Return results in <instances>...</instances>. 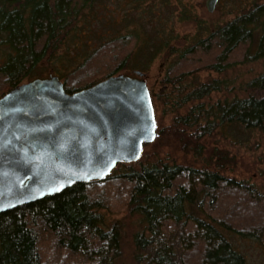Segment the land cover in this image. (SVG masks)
<instances>
[{
    "label": "trees",
    "instance_id": "16d2710c",
    "mask_svg": "<svg viewBox=\"0 0 264 264\" xmlns=\"http://www.w3.org/2000/svg\"><path fill=\"white\" fill-rule=\"evenodd\" d=\"M100 1L0 0V97L44 71L72 93L113 75L145 73L161 56L155 96L171 121L154 150L118 164L109 177L0 213V264H247L230 236L264 250V191L223 173L233 158L207 140L225 126L264 134V71L241 84L242 96L210 100L227 90L229 70L264 59V1L201 27L206 33L182 48L173 36L138 27L96 36L85 24ZM82 25L96 38L77 46ZM201 71L218 76L197 81ZM168 141L203 165L160 159L157 147ZM118 212L137 219L130 243L123 221L107 223L106 214Z\"/></svg>",
    "mask_w": 264,
    "mask_h": 264
},
{
    "label": "water",
    "instance_id": "95a60500",
    "mask_svg": "<svg viewBox=\"0 0 264 264\" xmlns=\"http://www.w3.org/2000/svg\"><path fill=\"white\" fill-rule=\"evenodd\" d=\"M217 1H205L208 12ZM144 77L117 74L68 93L49 74L0 97V213L138 161L157 136Z\"/></svg>",
    "mask_w": 264,
    "mask_h": 264
},
{
    "label": "rangeland",
    "instance_id": "374dc122",
    "mask_svg": "<svg viewBox=\"0 0 264 264\" xmlns=\"http://www.w3.org/2000/svg\"><path fill=\"white\" fill-rule=\"evenodd\" d=\"M206 0H101L93 11L88 14L86 27L90 28L96 36H108L121 34L138 27L148 36L165 39L175 37L171 43L177 48H182L192 42L194 36L204 35L206 32L201 27H212L214 24L231 19L244 7H248L253 1L264 0H218L213 12H208L205 6ZM83 26L81 39L76 41L78 46L84 39L95 41L96 37L87 36V28ZM85 28V29H84ZM92 42L91 44H93ZM4 50L0 48V63L4 59ZM165 63L161 56L155 58L150 68L145 72V80L152 97V104L157 124V136L162 135L161 129L169 125L172 115H163L164 100H158L156 94L161 88V79L164 75ZM264 71V59L245 65H238L226 74V79L231 80L227 90L213 92L210 100L219 98L242 96L241 84L251 77ZM48 71L40 76L47 77ZM130 75V73H128ZM131 76H134L131 74ZM208 76H218L214 72L201 71L196 80L203 81ZM185 110H181L184 113ZM215 138L207 140L208 148L215 147L224 150L228 158H233L232 164H227L222 172L228 176L246 180L255 184L264 191V134L258 131H250L242 126L231 128L225 126ZM163 138V136H162ZM150 143L143 148V152H151L155 145ZM160 159L186 163L196 167L204 162L194 158L190 153L186 154L174 144L165 142L157 147ZM150 160H154L151 159ZM104 212V211H102ZM107 223L121 220L126 225L128 241L131 242V234L137 230L136 218L126 212L106 214ZM234 246L243 254L247 264H264V250L252 240L237 236H230ZM128 249L125 253L128 254Z\"/></svg>",
    "mask_w": 264,
    "mask_h": 264
},
{
    "label": "flooded vegetation",
    "instance_id": "af4514ba",
    "mask_svg": "<svg viewBox=\"0 0 264 264\" xmlns=\"http://www.w3.org/2000/svg\"><path fill=\"white\" fill-rule=\"evenodd\" d=\"M113 171H114V169L112 170V172L107 176V177H109L112 173H113ZM106 178V177H105ZM94 181H96V180H94ZM88 182H90V181H88Z\"/></svg>",
    "mask_w": 264,
    "mask_h": 264
}]
</instances>
